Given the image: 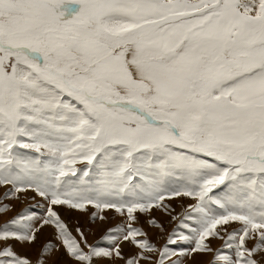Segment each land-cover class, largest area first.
<instances>
[{
  "label": "snow or ice",
  "instance_id": "snow-or-ice-1",
  "mask_svg": "<svg viewBox=\"0 0 264 264\" xmlns=\"http://www.w3.org/2000/svg\"><path fill=\"white\" fill-rule=\"evenodd\" d=\"M0 264H264V0H0Z\"/></svg>",
  "mask_w": 264,
  "mask_h": 264
},
{
  "label": "rangeland",
  "instance_id": "rangeland-1",
  "mask_svg": "<svg viewBox=\"0 0 264 264\" xmlns=\"http://www.w3.org/2000/svg\"><path fill=\"white\" fill-rule=\"evenodd\" d=\"M79 8H80V5L79 4H76V3H68V4L63 5L61 10H64L65 11V13H66L65 18L67 19V18H71L72 15H74L75 13H77L79 11ZM77 219L80 221V223L83 226H85V227L88 226L86 224V217L79 216L77 214H72V222H73V224H75V221ZM113 223H115V221H113ZM102 231H103V228L96 227L95 236H91L90 235L89 236V242H92L93 240H95L101 234ZM153 238H155L154 235H153ZM42 239H43V237H42ZM18 250L21 251L23 254H27V255L32 256L33 259H34L35 256H36V252L38 250V246H37V248H32V249L23 248V249H18ZM199 259H200V257H197V260H199Z\"/></svg>",
  "mask_w": 264,
  "mask_h": 264
}]
</instances>
